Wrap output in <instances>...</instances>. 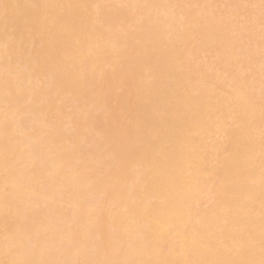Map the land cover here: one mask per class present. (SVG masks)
I'll use <instances>...</instances> for the list:
<instances>
[{"label":"bare ground","instance_id":"bare-ground-1","mask_svg":"<svg viewBox=\"0 0 264 264\" xmlns=\"http://www.w3.org/2000/svg\"><path fill=\"white\" fill-rule=\"evenodd\" d=\"M262 131L260 0H0V260L259 264Z\"/></svg>","mask_w":264,"mask_h":264},{"label":"snow or ice","instance_id":"snow-or-ice-1","mask_svg":"<svg viewBox=\"0 0 264 264\" xmlns=\"http://www.w3.org/2000/svg\"><path fill=\"white\" fill-rule=\"evenodd\" d=\"M39 7V5H35ZM260 6L262 9V22H264V0H260ZM99 7V5H97ZM119 7H125V5H119ZM39 25V28L36 26ZM33 29L43 31V25L37 19L33 22ZM5 56L9 61L14 58H22V63L29 61L33 55L36 54L35 39L29 38L27 31H22L18 38V41L13 44H5ZM19 67V66H17ZM27 75L25 71H18L15 76L14 82H6L5 95L10 103H15L19 106V109H25L26 106L23 103V94L25 93V80ZM262 155H264V131H262ZM262 175H264V161H262ZM24 188L25 191H29L32 195L38 196L39 192L32 187L31 183L27 179L20 175L17 176L15 172L9 168L8 174L5 176L4 194L6 201L11 204L15 198V191L17 183ZM23 246H17L8 248L6 250V259L0 260V264H152V262H138V261H122V260H105V261H73V260H36V259H22L17 258L20 255V250ZM261 249L262 259L259 264H264V224H262L261 232ZM162 264H257L252 260H223V261H166Z\"/></svg>","mask_w":264,"mask_h":264}]
</instances>
